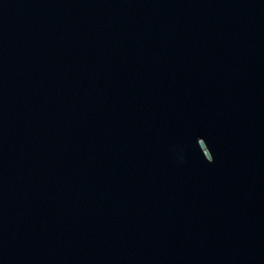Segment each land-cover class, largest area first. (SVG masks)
<instances>
[{
    "label": "water",
    "instance_id": "95a60500",
    "mask_svg": "<svg viewBox=\"0 0 264 264\" xmlns=\"http://www.w3.org/2000/svg\"><path fill=\"white\" fill-rule=\"evenodd\" d=\"M0 264H264V0H0Z\"/></svg>",
    "mask_w": 264,
    "mask_h": 264
}]
</instances>
